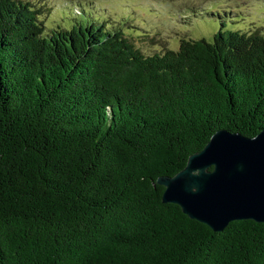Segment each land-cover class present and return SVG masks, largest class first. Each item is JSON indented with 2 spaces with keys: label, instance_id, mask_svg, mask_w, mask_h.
<instances>
[{
  "label": "trees",
  "instance_id": "obj_1",
  "mask_svg": "<svg viewBox=\"0 0 264 264\" xmlns=\"http://www.w3.org/2000/svg\"><path fill=\"white\" fill-rule=\"evenodd\" d=\"M0 0V264H264V224L162 203L218 129L264 131V36L142 55L120 29Z\"/></svg>",
  "mask_w": 264,
  "mask_h": 264
},
{
  "label": "rangeland",
  "instance_id": "obj_2",
  "mask_svg": "<svg viewBox=\"0 0 264 264\" xmlns=\"http://www.w3.org/2000/svg\"><path fill=\"white\" fill-rule=\"evenodd\" d=\"M49 29L68 21L110 26L127 35L142 55L175 50L179 39L210 41L218 29L264 36V0H22Z\"/></svg>",
  "mask_w": 264,
  "mask_h": 264
},
{
  "label": "water",
  "instance_id": "obj_3",
  "mask_svg": "<svg viewBox=\"0 0 264 264\" xmlns=\"http://www.w3.org/2000/svg\"><path fill=\"white\" fill-rule=\"evenodd\" d=\"M154 184L162 187V203L213 232L233 220L264 224V131L245 137L218 129L180 170Z\"/></svg>",
  "mask_w": 264,
  "mask_h": 264
}]
</instances>
